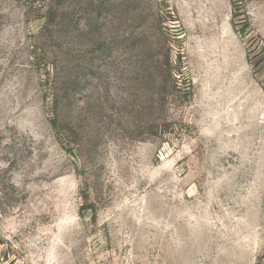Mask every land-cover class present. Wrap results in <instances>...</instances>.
I'll list each match as a JSON object with an SVG mask.
<instances>
[{"label":"rangeland","instance_id":"374dc122","mask_svg":"<svg viewBox=\"0 0 264 264\" xmlns=\"http://www.w3.org/2000/svg\"><path fill=\"white\" fill-rule=\"evenodd\" d=\"M0 264H264V0H0Z\"/></svg>","mask_w":264,"mask_h":264}]
</instances>
